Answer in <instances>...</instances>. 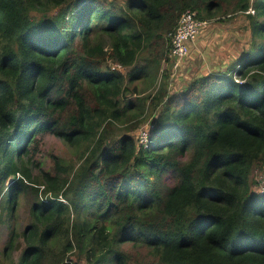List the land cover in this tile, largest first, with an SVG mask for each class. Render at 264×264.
Wrapping results in <instances>:
<instances>
[{
	"label": "trees",
	"instance_id": "16d2710c",
	"mask_svg": "<svg viewBox=\"0 0 264 264\" xmlns=\"http://www.w3.org/2000/svg\"><path fill=\"white\" fill-rule=\"evenodd\" d=\"M188 10L196 40L245 14L248 47L172 90ZM27 196L0 264H264V0H0V221Z\"/></svg>",
	"mask_w": 264,
	"mask_h": 264
},
{
	"label": "rangeland",
	"instance_id": "374dc122",
	"mask_svg": "<svg viewBox=\"0 0 264 264\" xmlns=\"http://www.w3.org/2000/svg\"><path fill=\"white\" fill-rule=\"evenodd\" d=\"M228 17H230L231 20L226 23L212 21L210 27L203 31V34L200 35L198 40L188 43V48L191 51L190 57L180 62L184 63L180 70H177L170 75L172 80V90L178 89L179 84L187 83L198 73L212 71L216 61L223 59L226 62H230L244 53V50L248 47L247 43L250 36L245 14L241 12L227 14L226 18ZM180 63L177 65L173 63L172 68L178 69ZM165 69L171 71L170 62L169 64L165 62L161 65L159 74H162ZM149 82V79L144 78L135 82L136 86L142 92V95L149 92V89L147 88ZM135 95L136 93L133 96ZM148 123V121H144L139 127L140 129H146L142 130L145 132V135H142L140 132L139 136V128L133 132V134L137 135L142 142H145L146 135H149L151 129V124ZM72 151L73 149L66 146L52 133L44 131L39 135L38 151L35 154L34 159L37 165L43 170H52L53 155L67 159L70 157ZM38 171L39 169H34L36 174H38ZM42 187L43 186H41V188ZM32 200L33 198L31 196H27L26 200L21 198L18 203V208L13 216L9 218L7 213L2 215L0 221V261H3L4 247L11 235L10 227L15 226L17 230L22 231L28 224ZM124 247L127 251L131 250V244H124ZM19 254L20 249L14 250L12 252L13 259L17 260ZM82 263L83 262H81V264Z\"/></svg>",
	"mask_w": 264,
	"mask_h": 264
},
{
	"label": "built area",
	"instance_id": "2783aa9c",
	"mask_svg": "<svg viewBox=\"0 0 264 264\" xmlns=\"http://www.w3.org/2000/svg\"><path fill=\"white\" fill-rule=\"evenodd\" d=\"M196 13L191 11H185L182 13L179 24L172 36V47L169 52V58L175 65L179 64L185 57L189 55L188 43L194 42L198 37L201 29L207 25L205 20H198L196 18ZM109 63L110 60H108ZM117 67L120 65L116 64ZM140 129L142 135H145V132ZM148 134L146 135L145 142L147 140ZM59 200L66 203L63 198H59Z\"/></svg>",
	"mask_w": 264,
	"mask_h": 264
},
{
	"label": "clouds",
	"instance_id": "9594fccd",
	"mask_svg": "<svg viewBox=\"0 0 264 264\" xmlns=\"http://www.w3.org/2000/svg\"><path fill=\"white\" fill-rule=\"evenodd\" d=\"M251 11V10H250ZM66 204V203H65Z\"/></svg>",
	"mask_w": 264,
	"mask_h": 264
}]
</instances>
